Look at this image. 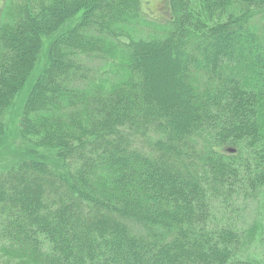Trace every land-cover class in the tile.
<instances>
[{
    "label": "trees",
    "instance_id": "1",
    "mask_svg": "<svg viewBox=\"0 0 264 264\" xmlns=\"http://www.w3.org/2000/svg\"><path fill=\"white\" fill-rule=\"evenodd\" d=\"M145 1L0 0V142L47 51L19 123L35 158L0 171L6 264H262L214 205L264 184V0Z\"/></svg>",
    "mask_w": 264,
    "mask_h": 264
},
{
    "label": "rangeland",
    "instance_id": "2",
    "mask_svg": "<svg viewBox=\"0 0 264 264\" xmlns=\"http://www.w3.org/2000/svg\"><path fill=\"white\" fill-rule=\"evenodd\" d=\"M46 52L45 49L28 79V84L19 92L14 105L6 115V133L0 142V171L7 170L22 160L35 158L34 155L30 154L32 146L20 136L19 123L26 99L32 87L36 85L39 75L47 66ZM152 53L154 57L148 60L147 65L152 91L155 93L154 95L166 102H176L180 96L181 88V82L176 74V66L164 51L156 50ZM248 62L247 59H236L237 64L246 65L241 70L242 72H250ZM225 153L227 152L225 151ZM39 156L47 164L53 167L56 166L53 153L39 150ZM261 196H264V184L256 182L250 184L246 179L242 188L234 194L233 199L226 202H217L214 205V220L215 223L231 222L242 230L246 241L243 256L258 259L264 264V205ZM122 239H118V242L124 243ZM44 245L48 248L47 244L44 243ZM125 248L127 247L125 246ZM124 254H132V248L128 247L127 252ZM6 259L0 253V262L6 264ZM143 261L144 264L149 263L146 259ZM98 262H100V259L91 261L92 264ZM9 264L17 263L10 261Z\"/></svg>",
    "mask_w": 264,
    "mask_h": 264
},
{
    "label": "water",
    "instance_id": "3",
    "mask_svg": "<svg viewBox=\"0 0 264 264\" xmlns=\"http://www.w3.org/2000/svg\"><path fill=\"white\" fill-rule=\"evenodd\" d=\"M229 152H234V151L230 149Z\"/></svg>",
    "mask_w": 264,
    "mask_h": 264
},
{
    "label": "bare ground",
    "instance_id": "4",
    "mask_svg": "<svg viewBox=\"0 0 264 264\" xmlns=\"http://www.w3.org/2000/svg\"><path fill=\"white\" fill-rule=\"evenodd\" d=\"M29 81L26 82V84H28Z\"/></svg>",
    "mask_w": 264,
    "mask_h": 264
}]
</instances>
